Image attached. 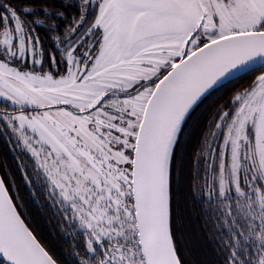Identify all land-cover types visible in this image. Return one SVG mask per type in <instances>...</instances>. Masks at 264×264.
Instances as JSON below:
<instances>
[{
  "label": "snow or ice",
  "instance_id": "1",
  "mask_svg": "<svg viewBox=\"0 0 264 264\" xmlns=\"http://www.w3.org/2000/svg\"><path fill=\"white\" fill-rule=\"evenodd\" d=\"M0 97V264H264V0H0Z\"/></svg>",
  "mask_w": 264,
  "mask_h": 264
},
{
  "label": "trees",
  "instance_id": "2",
  "mask_svg": "<svg viewBox=\"0 0 264 264\" xmlns=\"http://www.w3.org/2000/svg\"><path fill=\"white\" fill-rule=\"evenodd\" d=\"M43 31V30H41ZM206 104L208 103V101L205 102ZM203 107V106H202ZM200 113V109H197V112L193 114V119L195 120V118L199 115ZM197 142H196V139L193 138V142H192V151L195 150V148L197 147ZM3 148V147H2ZM190 158H191V153H190ZM30 212L35 216V219H36V222L39 223L41 229L44 231V233L50 238L52 239L53 236L50 232V227L48 226V223L46 222L45 218L40 214L38 208L36 207L35 204H32L31 207H30ZM198 224V221L194 218L192 220V227L193 228H196Z\"/></svg>",
  "mask_w": 264,
  "mask_h": 264
},
{
  "label": "flooded vegetation",
  "instance_id": "3",
  "mask_svg": "<svg viewBox=\"0 0 264 264\" xmlns=\"http://www.w3.org/2000/svg\"><path fill=\"white\" fill-rule=\"evenodd\" d=\"M3 105L7 106V104L0 101V108H4ZM2 147H3V140L0 139V149H2ZM48 226L50 227V232L53 236L52 240H53V242H55L56 238L58 237V232L56 231V226L54 224H48ZM60 243H63V241L61 240Z\"/></svg>",
  "mask_w": 264,
  "mask_h": 264
},
{
  "label": "rangeland",
  "instance_id": "4",
  "mask_svg": "<svg viewBox=\"0 0 264 264\" xmlns=\"http://www.w3.org/2000/svg\"><path fill=\"white\" fill-rule=\"evenodd\" d=\"M0 101H2L3 103L6 104V102L4 101V99L2 97H0ZM4 107H6L5 105H3Z\"/></svg>",
  "mask_w": 264,
  "mask_h": 264
}]
</instances>
